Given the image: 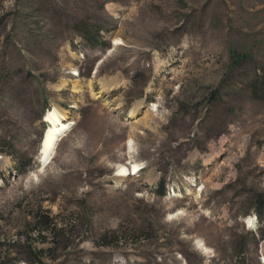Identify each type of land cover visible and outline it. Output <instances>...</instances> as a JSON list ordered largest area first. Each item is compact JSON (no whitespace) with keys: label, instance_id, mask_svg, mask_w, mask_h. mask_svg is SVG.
Listing matches in <instances>:
<instances>
[{"label":"rangeland","instance_id":"obj_1","mask_svg":"<svg viewBox=\"0 0 264 264\" xmlns=\"http://www.w3.org/2000/svg\"><path fill=\"white\" fill-rule=\"evenodd\" d=\"M262 81L264 0H0V264H264Z\"/></svg>","mask_w":264,"mask_h":264},{"label":"bare ground","instance_id":"obj_2","mask_svg":"<svg viewBox=\"0 0 264 264\" xmlns=\"http://www.w3.org/2000/svg\"><path fill=\"white\" fill-rule=\"evenodd\" d=\"M114 44H119L120 41L117 39L113 41ZM163 65H166L165 62ZM167 67V66H166ZM72 77L77 78L78 72L76 69H73L72 72L70 73ZM73 78L71 88H75L77 91L81 89L80 85H75V81L77 79ZM63 82V81H62ZM65 82V81H64ZM77 83V82H76ZM64 84V83H61ZM67 84V83H66ZM68 85V84H67ZM59 86V85H58ZM153 107V111L156 109V105H151ZM132 116L134 115V110L130 113ZM43 122L47 124V127L44 130L43 136L40 141V146H39V154H38V160L41 163L42 166L46 165L50 160L52 159V154L54 153L56 143L62 138V136L65 135V133L72 128V126L75 124L74 121L70 120V118L67 116V114L63 113L58 109L57 107H53L51 109H48L44 116H43ZM242 120V119H241ZM228 121V120H227ZM232 122V121H231ZM147 123V122H146ZM238 123V121H237ZM237 126V125H236ZM235 126V127H236ZM240 126V124H239ZM234 128V127H233ZM237 128V127H236ZM238 130V129H237ZM232 131V130H231ZM234 131V130H233ZM230 132V131H229ZM233 134V133H232ZM213 137V134L211 135ZM223 136V135H222ZM221 136V137H222ZM225 136V135H224ZM130 138V137H129ZM220 138V137H219ZM226 137H222L221 139H218L219 141H223ZM236 138V136H235ZM213 138L210 141H216ZM230 139V138H229ZM235 140V139H234ZM128 141H131L129 139ZM215 143V142H214ZM223 143V142H222ZM216 145V144H215ZM129 147V146H128ZM214 147V146H213ZM212 147V148H213ZM130 151V150H129ZM195 156V155H194ZM195 158V157H193ZM210 164V163H209ZM115 175L121 178L130 176V175H135L137 174L140 170L141 167L139 164L132 163L129 165V167L125 165H118L115 169ZM190 190V189H189ZM188 190V191H189ZM198 192L201 191V189L197 190ZM189 193V192H188ZM191 193V192H190ZM173 194V193H172ZM179 195V194H178ZM176 193L173 194V196H178ZM179 197V196H178ZM246 224L249 228H255L256 227V219L249 217L246 219ZM206 246H202V250H207Z\"/></svg>","mask_w":264,"mask_h":264},{"label":"trees","instance_id":"obj_3","mask_svg":"<svg viewBox=\"0 0 264 264\" xmlns=\"http://www.w3.org/2000/svg\"><path fill=\"white\" fill-rule=\"evenodd\" d=\"M261 83H264V81H262ZM254 87L255 86L252 85V88H254ZM35 223H36V227H34L33 230H38V231H41V232H46L47 234H50V235H52V237H54V235H55V229H53V227H50L49 224H47L46 222L43 221V219L40 218L38 220H35ZM71 226H72V223H71ZM102 239H104L103 236H101L99 240H102ZM100 242H101L100 244H103L102 241H100ZM107 244L108 243H106V245Z\"/></svg>","mask_w":264,"mask_h":264}]
</instances>
